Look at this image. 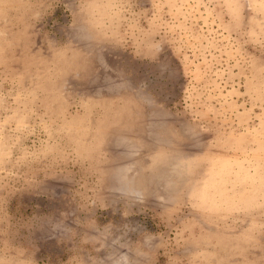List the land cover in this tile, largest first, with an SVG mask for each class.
<instances>
[{
    "label": "rangeland",
    "instance_id": "1",
    "mask_svg": "<svg viewBox=\"0 0 264 264\" xmlns=\"http://www.w3.org/2000/svg\"><path fill=\"white\" fill-rule=\"evenodd\" d=\"M0 264H264V0H0Z\"/></svg>",
    "mask_w": 264,
    "mask_h": 264
}]
</instances>
